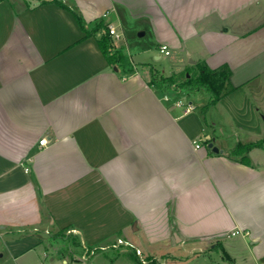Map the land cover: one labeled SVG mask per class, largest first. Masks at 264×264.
Segmentation results:
<instances>
[{"label":"crops","instance_id":"0c3cea01","mask_svg":"<svg viewBox=\"0 0 264 264\" xmlns=\"http://www.w3.org/2000/svg\"><path fill=\"white\" fill-rule=\"evenodd\" d=\"M58 1L68 8L0 0V264H195L179 256L210 251L221 264H264V145L247 162L232 154L264 142V102L252 96L264 0ZM100 21L151 31L176 56L177 81L198 62L228 65L235 89L204 111L207 91L153 87L154 69L123 47L134 71L112 67L103 31L86 35ZM118 238L145 262L127 247L82 257Z\"/></svg>","mask_w":264,"mask_h":264},{"label":"trees","instance_id":"16d2710c","mask_svg":"<svg viewBox=\"0 0 264 264\" xmlns=\"http://www.w3.org/2000/svg\"><path fill=\"white\" fill-rule=\"evenodd\" d=\"M52 1L68 8L66 5L62 4L61 1ZM75 16L80 24H82L81 17L77 13H75ZM98 31H103L98 38V44L110 65L112 67L117 66L123 68L126 74L132 73L134 70L130 71L125 67V57L123 53L120 50H115V45L111 38L108 25L103 21H100L92 31H86V35L90 36ZM187 72L190 73V76L187 77L184 74V78L177 81L174 75L166 76L159 70H152L150 85L158 89L166 88L175 91H186L189 94H196L198 91L204 89L210 94V101L205 105L204 111L235 89L230 82L232 71L228 65L213 69L204 63L198 62L196 64V70L193 73L190 69H187ZM262 145L263 142L261 141L248 144H238L232 154L238 157L242 162H247V153L252 148L261 147Z\"/></svg>","mask_w":264,"mask_h":264},{"label":"rangeland","instance_id":"374dc122","mask_svg":"<svg viewBox=\"0 0 264 264\" xmlns=\"http://www.w3.org/2000/svg\"><path fill=\"white\" fill-rule=\"evenodd\" d=\"M143 31L136 24L130 23L127 24L124 30V34L119 39H115L116 48L123 47L125 50L128 61L135 60L137 65L139 64L144 69H151L159 70L163 74L171 75L174 71L177 70V60L176 56L174 54L166 56L165 54H162L160 50L157 48V44L154 41V37L149 31L146 35L140 36V32ZM118 32L120 33L121 30L118 29ZM112 38V37H111ZM116 50V49H115ZM160 54L161 58L156 59V55ZM138 65V66H139ZM148 66V67H147ZM130 71L135 69V64H131L129 66ZM256 90H253L252 96H254V99L258 101L260 104L264 102V76L262 78L258 79L256 83L253 86ZM260 87V88H259ZM256 91V92H255ZM207 96L206 93H202ZM260 142V141H258ZM263 142V141H261ZM264 145V142H263ZM241 234L231 235V236H240ZM120 251V250H119ZM129 252H119L118 254H128ZM114 251L109 249L107 252H103L98 255L96 258L97 260L103 261L105 257L107 256H113ZM129 255V254H128ZM190 258H187V255L179 256V259L182 261L191 260L194 261L195 264H210V263H217L221 264L225 259L222 258V254L217 251H210L206 254H200L199 256H189ZM244 256L237 259L236 264H246L247 259ZM119 264H130L129 260L126 258V256H120L118 258ZM193 264V263H192ZM233 264V263H230Z\"/></svg>","mask_w":264,"mask_h":264},{"label":"built area","instance_id":"2783aa9c","mask_svg":"<svg viewBox=\"0 0 264 264\" xmlns=\"http://www.w3.org/2000/svg\"><path fill=\"white\" fill-rule=\"evenodd\" d=\"M109 32H110V35L113 36L115 39H119L122 36V34L119 33L117 31V29L114 28L113 26L109 27ZM160 52L162 54H165L166 56L170 55V50H169L167 45H161L160 46ZM166 99H168V97H166ZM176 104L179 106L185 105L186 106V110H185L186 112H189V111L194 109V106L191 103L190 104H184L182 101H177ZM47 143H48V141L46 138L40 140V145H46ZM196 147L200 148L201 144L199 142H197ZM46 232L49 233V231H46ZM74 232H75V230H72V229L67 231L68 234L74 233ZM241 233H242L241 230H235L232 234L236 235V234H241ZM122 247H127V248L133 249L137 253V255L141 256L142 261L145 262V259L142 256V252H141L140 248L137 247L131 241L125 240L123 238H118L114 243L109 244V245L86 247L84 249L82 257L84 259H88V258L98 254L99 252L106 251L108 249H120Z\"/></svg>","mask_w":264,"mask_h":264},{"label":"water","instance_id":"95a60500","mask_svg":"<svg viewBox=\"0 0 264 264\" xmlns=\"http://www.w3.org/2000/svg\"><path fill=\"white\" fill-rule=\"evenodd\" d=\"M142 35H144V32H141V33H140V36H142ZM191 62L194 63L193 60H192ZM261 117H262V119L264 120V115H261ZM209 146L212 147V148L214 149V151H216V152L219 151V149H218L217 147H214V146H213V143H210Z\"/></svg>","mask_w":264,"mask_h":264}]
</instances>
